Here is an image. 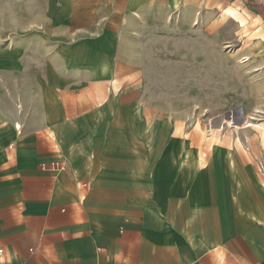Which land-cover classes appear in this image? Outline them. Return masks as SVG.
I'll return each mask as SVG.
<instances>
[{"label": "crops", "instance_id": "1", "mask_svg": "<svg viewBox=\"0 0 264 264\" xmlns=\"http://www.w3.org/2000/svg\"><path fill=\"white\" fill-rule=\"evenodd\" d=\"M24 1L31 12L13 32L28 38L29 60L7 68L30 72L39 112L36 122L15 118L0 129V264H264V181L245 154L264 162L263 144L218 148L206 168L161 175L173 165L170 148L153 142L139 106L128 127L120 96L98 104L144 33L191 31L209 9L227 6L264 33L258 0ZM255 40L257 52H244L255 56L246 84L264 103V39ZM128 131L136 141L144 131L146 142L128 148ZM53 161L69 169H41Z\"/></svg>", "mask_w": 264, "mask_h": 264}, {"label": "rangeland", "instance_id": "2", "mask_svg": "<svg viewBox=\"0 0 264 264\" xmlns=\"http://www.w3.org/2000/svg\"><path fill=\"white\" fill-rule=\"evenodd\" d=\"M233 4L254 17L246 6ZM227 5L231 4L223 7ZM30 12V5L24 0H0V129L15 118L36 122L38 117L30 72L7 68L8 63L29 60L24 52L28 38H17L13 30L24 25L25 15ZM204 15L191 31L144 33L141 39L133 41L135 53L127 55L131 62L118 73V78L111 80L113 87L106 82L104 91H98L99 105L107 101L113 106L118 96L126 103L128 127L133 120L129 113L137 106L135 113L142 114V127L148 121L153 124L156 129L153 142L164 150L170 148L172 155L173 165L168 171L160 168L161 175L197 170V157L202 151L207 152L209 159H215L218 148L222 153V149L233 145L244 150L247 145L257 148V144H262L258 127L243 128L249 124L264 125V113L257 112H264V103L246 84L250 73L246 65L255 56L244 54L247 49L254 52L262 46L254 43L256 38L264 39L262 24L257 25L259 31L255 32L250 26H255L257 20H250V35L243 37L233 19L227 22L221 19L219 9H209ZM16 44L20 49L14 50ZM40 135L56 147L49 131ZM115 136L118 143L119 136ZM146 137L143 131L141 140L136 141L128 131L125 142L131 149L135 141L144 144ZM245 154L264 181L260 161H254L248 151ZM190 162L196 165L191 167Z\"/></svg>", "mask_w": 264, "mask_h": 264}, {"label": "bare ground", "instance_id": "3", "mask_svg": "<svg viewBox=\"0 0 264 264\" xmlns=\"http://www.w3.org/2000/svg\"><path fill=\"white\" fill-rule=\"evenodd\" d=\"M221 14H222V19H233L238 27H242V30L247 34L248 33V28H249V24H250V20L248 18L247 15H244L242 12H240L237 8L233 7V6H227L225 8H223L221 10ZM243 32V33H244ZM245 34V35H246ZM256 125V124H255ZM249 126H253L252 124L247 125ZM200 127V126H197ZM259 128V138L261 140V143L264 145V127L263 128ZM207 138H209L208 135H206ZM206 139V138H204ZM207 152L202 151L201 153H199V157H197L198 159V166L199 169L202 168H206L208 166V161H207Z\"/></svg>", "mask_w": 264, "mask_h": 264}, {"label": "built area", "instance_id": "4", "mask_svg": "<svg viewBox=\"0 0 264 264\" xmlns=\"http://www.w3.org/2000/svg\"><path fill=\"white\" fill-rule=\"evenodd\" d=\"M258 5L262 6L264 8V0H258ZM15 129L18 132V134H21V125H15ZM67 162L65 161H53L48 164H42L41 169L42 170H50L51 172L54 173H61L67 170ZM260 165L262 166V169L264 171V162H260ZM5 257V250L4 248L0 247V261ZM5 262V260H4ZM5 264H13L10 261L5 262Z\"/></svg>", "mask_w": 264, "mask_h": 264}]
</instances>
